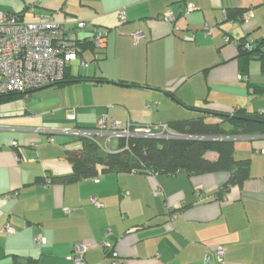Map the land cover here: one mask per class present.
I'll use <instances>...</instances> for the list:
<instances>
[{"label": "crops", "instance_id": "0c3cea01", "mask_svg": "<svg viewBox=\"0 0 264 264\" xmlns=\"http://www.w3.org/2000/svg\"><path fill=\"white\" fill-rule=\"evenodd\" d=\"M3 8L31 21L53 14L68 29L85 20L107 40L83 45L86 64L71 63L68 83L0 103V264H74L68 256L78 243L88 246L86 264H115L113 252L116 264H208L219 246L224 264H264V135L233 137L236 157L250 160V178L223 199L216 191L227 171L40 181L72 172L67 152L79 142L71 130L95 129L103 117L111 128L167 125L206 104L263 111L264 94H252L264 85L263 61L242 73L234 38L250 33L264 52V0H0ZM232 8L247 9V20L227 19ZM95 137L103 147L119 145ZM7 225L13 229L3 231Z\"/></svg>", "mask_w": 264, "mask_h": 264}, {"label": "trees", "instance_id": "16d2710c", "mask_svg": "<svg viewBox=\"0 0 264 264\" xmlns=\"http://www.w3.org/2000/svg\"><path fill=\"white\" fill-rule=\"evenodd\" d=\"M242 9L226 10V18L244 21V15L249 12L245 8ZM250 36L252 35L249 33L234 38L239 51L238 57L242 73L248 69V64L253 59L262 60L264 68V52L261 49V44L258 43V39L249 43ZM232 38L229 35V40L226 42H232ZM86 42L92 44L90 39L80 42L82 50ZM247 43L250 46H247ZM69 67L66 70L65 79L53 85H63L70 81ZM33 91L1 94L0 103L25 98ZM252 94L263 95L264 85H253ZM191 107L200 114L174 120L167 124L173 134L168 137L145 135L119 137L118 147L112 149L107 144L103 147L95 136L77 135L76 140L79 142V147L67 152V157L72 163V172L57 177L50 175L49 179L41 178L40 181L44 183H51L56 180L63 183L78 182L95 179L100 174L108 172H135L147 175H172L185 172L192 176L227 171L230 173L228 180L216 191V197L223 199L231 187L241 185L250 178V160L236 157L233 137L237 135H264V110L249 112L244 108H236L233 112H224L215 110L207 104L206 106ZM208 152H216L218 156L215 159L209 158ZM92 198L93 205L99 207L103 205L98 198L95 197L101 205L93 202ZM78 244L73 246L68 256L74 264L75 261L72 256ZM112 255L116 264L117 259L114 257V252Z\"/></svg>", "mask_w": 264, "mask_h": 264}, {"label": "built area", "instance_id": "2783aa9c", "mask_svg": "<svg viewBox=\"0 0 264 264\" xmlns=\"http://www.w3.org/2000/svg\"><path fill=\"white\" fill-rule=\"evenodd\" d=\"M174 20L172 13L164 17ZM249 16L245 14L243 19ZM122 22L126 21L124 10L119 12ZM208 28V27H206ZM141 31L133 33L135 41H139ZM226 41L229 35L225 36ZM90 39L96 48H102L106 44L107 31L93 27L86 30V21L78 20L73 29L65 27L53 14L42 15L40 19L26 21L20 14L8 11H0V95L16 92L31 91L49 85L57 84L65 79L66 70L74 60H79L82 65L86 59L82 53V46L79 44ZM254 37H249V43ZM247 43V46L250 44ZM69 118H75V111L69 113ZM105 117L101 118L95 129H73L74 135L108 137H129L133 135L168 137L172 132L166 124H150L146 126H122L114 121L111 128H108ZM17 144V143H15ZM93 202L101 205L95 197ZM13 228L9 225L3 231H10ZM38 241L42 240L39 236ZM88 246L78 244L72 258L75 264H86L85 252ZM226 251L219 246L212 254L208 264H224Z\"/></svg>", "mask_w": 264, "mask_h": 264}, {"label": "rangeland", "instance_id": "374dc122", "mask_svg": "<svg viewBox=\"0 0 264 264\" xmlns=\"http://www.w3.org/2000/svg\"><path fill=\"white\" fill-rule=\"evenodd\" d=\"M5 1V0H4ZM4 10L3 11H6V10H8V9H6V8H3ZM0 11H2V10H0ZM30 13H31V16H32V14H33V11H29ZM40 16L41 15H37L35 18L36 19H40ZM33 18H34V16H32ZM31 19V17H30V14H28L27 15V20L26 21H28V20H30ZM34 20V19H33ZM203 32H204V34H207V35H211L212 34V30H211V28H205V26H204V28H203V30H202ZM87 56H89V55H87ZM74 68H77V66L76 65H74ZM23 100V99H22ZM103 138H101V137H99L98 138V140L99 141H101ZM113 139H116V138H113Z\"/></svg>", "mask_w": 264, "mask_h": 264}]
</instances>
